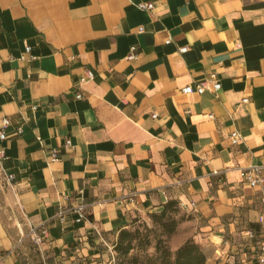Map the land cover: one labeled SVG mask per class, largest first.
Returning <instances> with one entry per match:
<instances>
[{
	"label": "crops",
	"instance_id": "1",
	"mask_svg": "<svg viewBox=\"0 0 264 264\" xmlns=\"http://www.w3.org/2000/svg\"><path fill=\"white\" fill-rule=\"evenodd\" d=\"M1 130L0 264H105L168 202L206 264H257L264 171L240 170L264 166V0H0Z\"/></svg>",
	"mask_w": 264,
	"mask_h": 264
},
{
	"label": "rangeland",
	"instance_id": "2",
	"mask_svg": "<svg viewBox=\"0 0 264 264\" xmlns=\"http://www.w3.org/2000/svg\"><path fill=\"white\" fill-rule=\"evenodd\" d=\"M129 231L134 235L133 249L126 257L116 251V264H152L157 259L155 247L158 243L171 255L186 241H193L195 225L177 206L165 218L144 213L138 215Z\"/></svg>",
	"mask_w": 264,
	"mask_h": 264
},
{
	"label": "built area",
	"instance_id": "3",
	"mask_svg": "<svg viewBox=\"0 0 264 264\" xmlns=\"http://www.w3.org/2000/svg\"><path fill=\"white\" fill-rule=\"evenodd\" d=\"M137 7L140 10H144V11H151L153 10V3L152 2H147V3H139L137 4ZM139 31H142V28L139 29ZM169 42V40L167 41V43ZM136 48L134 46L130 47L129 50V54L127 56L128 60H134L136 59V53H135ZM187 48L183 47L179 49V53H184L186 52ZM25 53H30V47L26 46L25 47ZM33 59V57H32ZM93 78V74L91 71L87 70L86 71V76L84 78H81L80 80V84H84L87 80H91ZM207 89L206 83L202 82L200 84H197L195 89L192 88L191 86H185L184 88H182V93L183 94H192V93H196V94H203L204 91ZM211 89L213 91H218L220 89V84L217 81H211ZM81 96L79 94L76 95V98H80ZM248 100L247 99H243L242 103H246ZM152 117H155V115H153ZM209 118H212V115L208 116ZM9 125V121L8 119H4L2 121V128H6ZM17 133H20V128L17 129ZM5 138V134L3 132V130L0 131V140H3ZM231 138V143L233 145H236L239 143L240 141V135L237 132H232L230 135ZM70 144L69 141H66L65 145L68 146ZM0 157H2V153L0 152ZM51 160L52 161H56L57 160V156L56 154L53 152L51 154ZM262 171H264V166L259 167V166H255V167H249V168H245V169H241L240 170V177L242 179L243 182H245L246 184H248L250 187H256L260 184L262 178H261V173ZM12 178V176H7V180L9 181ZM70 212L74 213L76 215V219L75 222L76 223H80L83 220H85L86 216H85V206L82 204H79L75 207H72L70 210ZM60 219H63V215H60ZM259 225H260V230H261V238L258 242V248H257V253L255 256L256 262L257 264H264V216L261 217L260 221H259ZM48 232L45 228L43 227H37V228H31L30 232H29V236L31 237L32 241L36 244V245H41L43 243V239L47 238ZM107 262L105 264H116V253H115V247L114 246H107Z\"/></svg>",
	"mask_w": 264,
	"mask_h": 264
},
{
	"label": "trees",
	"instance_id": "4",
	"mask_svg": "<svg viewBox=\"0 0 264 264\" xmlns=\"http://www.w3.org/2000/svg\"><path fill=\"white\" fill-rule=\"evenodd\" d=\"M177 204L175 202H168L163 206V209L159 213H152L151 215L165 218L171 210H175ZM134 235L128 230H122L118 234L117 243L115 245V251L118 256L126 257L133 249ZM156 261L152 264H206V258L197 243L193 241H186L180 246L173 255L169 250L160 243L155 247Z\"/></svg>",
	"mask_w": 264,
	"mask_h": 264
}]
</instances>
